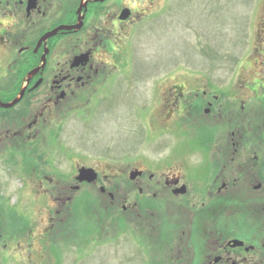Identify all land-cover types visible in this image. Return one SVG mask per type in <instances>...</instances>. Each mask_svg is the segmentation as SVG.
Masks as SVG:
<instances>
[{
    "label": "flooded vegetation",
    "instance_id": "flooded-vegetation-1",
    "mask_svg": "<svg viewBox=\"0 0 264 264\" xmlns=\"http://www.w3.org/2000/svg\"><path fill=\"white\" fill-rule=\"evenodd\" d=\"M143 1L0 0V216L4 199H29L13 196L12 180L30 187L32 199L64 205L87 190L102 200L97 217L118 227L123 243L134 241L143 264H264V0L243 3L241 37H251V48L225 83L219 59L215 68L182 70L191 80L165 75L149 89L158 139L185 137L189 147L153 148L162 158L151 164L76 165L64 175L55 168L70 118L82 121L92 107L106 112L122 93L138 103L133 69L125 68L132 32L175 15L174 3ZM201 5L203 21L220 18L216 3ZM121 147L119 140L95 150ZM81 168L97 182L78 188ZM38 228L43 244L40 220ZM24 234L1 243L3 251L15 243L17 252L33 251L31 231Z\"/></svg>",
    "mask_w": 264,
    "mask_h": 264
},
{
    "label": "rangeland",
    "instance_id": "rangeland-1",
    "mask_svg": "<svg viewBox=\"0 0 264 264\" xmlns=\"http://www.w3.org/2000/svg\"><path fill=\"white\" fill-rule=\"evenodd\" d=\"M155 1L170 2L172 5L174 3L172 7L175 15L167 25L159 23L156 30L154 27L151 31L152 24L146 26L143 24L140 25L138 32H135L137 29L134 30V35L132 32L131 37L138 38L136 41L135 39L129 41L125 68L133 69L132 79L136 78L133 82L136 85L133 86L138 90L139 96L136 97L138 103H134L131 94L122 93L116 97L115 107L106 109V112L102 107L94 109L92 107L91 112H85L82 121L79 119L73 121L70 118L65 124L66 128L62 130L61 139L57 141L60 143L58 144L60 152L58 151V156L54 155L55 168H58L61 175L75 169L76 165L78 167L95 166L98 163L115 165L122 164L125 159L151 164L162 158L153 154L155 152L153 148L166 150V147L173 149L189 147L190 140L185 137L158 139L160 123L154 120L152 112L155 108L150 103L151 96L148 97L152 84L165 75L172 76L174 83L178 80H186L185 77L189 76L184 75L182 70L215 68L214 63L215 61L219 63V59L222 72L218 78L223 84L231 78L229 69L234 67L232 65L234 59H236V68L245 67L240 66V62L247 57L252 43L251 37H241L244 21L242 6L246 0ZM205 2L207 8L213 7L209 5L213 3L220 8V18L217 21L210 18L204 21L201 19V4ZM160 26L163 27L159 28ZM200 34L207 37H198ZM240 73L246 74L244 70H240ZM211 77L213 78V75ZM188 80H191V77ZM126 84L129 85L128 82ZM119 140L122 141L124 148L121 147L117 154H103L95 150L106 149V144ZM166 140L172 143L163 144ZM11 182L12 186H9L10 190H13L14 197L28 195L29 199H4L7 203L4 204L5 212L0 216L2 236L0 264H138V255L133 242L127 240L123 250L118 227L117 229L109 227L110 225L98 220L96 210H99L97 206L102 205V200L96 194L92 197L87 190L83 192L89 194L90 198L82 196L83 192L77 194L76 204L78 202L82 204L79 214L76 206L63 205L64 199H32L30 187L18 180ZM42 191L39 189L40 193ZM66 213H69V217H75L76 214L73 228L67 223ZM38 220L44 223L46 229L43 247L38 238L41 233ZM33 224L36 228L34 236L29 240L30 243L35 241L33 251L17 252L14 247L16 243L9 245V249L3 251L1 243L8 241L9 238L8 243H12L16 231L25 235L26 231L32 230ZM95 228L102 230L97 245L92 242ZM106 234L110 237L106 238Z\"/></svg>",
    "mask_w": 264,
    "mask_h": 264
},
{
    "label": "water",
    "instance_id": "water-1",
    "mask_svg": "<svg viewBox=\"0 0 264 264\" xmlns=\"http://www.w3.org/2000/svg\"><path fill=\"white\" fill-rule=\"evenodd\" d=\"M54 35H55L54 33L49 34V35H46V36L43 38L42 42H43V41L46 42V40H47L48 38L53 37ZM30 76H31V75H30ZM22 96H23V93L21 94V97H22ZM19 100H20V99H18L17 101H15L12 105L8 106L7 108H11V107H13L14 105H16V104L19 102ZM136 177H137V174H133V175H132V179H135ZM96 179H97V177H96L94 171H92V170L82 169V170L79 171V177H78L77 180H78L79 183H84V182H86V183L91 184V183H94V182L96 181Z\"/></svg>",
    "mask_w": 264,
    "mask_h": 264
}]
</instances>
